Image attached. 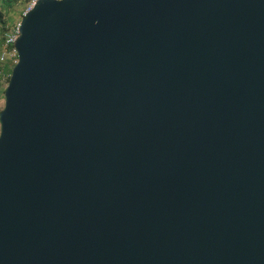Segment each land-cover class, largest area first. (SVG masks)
I'll use <instances>...</instances> for the list:
<instances>
[{
    "label": "water",
    "instance_id": "1",
    "mask_svg": "<svg viewBox=\"0 0 264 264\" xmlns=\"http://www.w3.org/2000/svg\"><path fill=\"white\" fill-rule=\"evenodd\" d=\"M0 110V264H264V0H35Z\"/></svg>",
    "mask_w": 264,
    "mask_h": 264
},
{
    "label": "rangeland",
    "instance_id": "2",
    "mask_svg": "<svg viewBox=\"0 0 264 264\" xmlns=\"http://www.w3.org/2000/svg\"><path fill=\"white\" fill-rule=\"evenodd\" d=\"M32 0H16L13 4L12 8L9 10L7 14H4L3 19L5 20V28H4V34L0 33V46L2 44V37L5 35H9L14 33L17 26L19 25L23 14L28 9V7L31 5ZM11 57V53L9 54ZM10 60H6V65L9 63ZM2 68L0 63V69ZM8 81L4 80L2 85L0 86V110L3 108L4 105V90L6 88V84Z\"/></svg>",
    "mask_w": 264,
    "mask_h": 264
},
{
    "label": "built area",
    "instance_id": "3",
    "mask_svg": "<svg viewBox=\"0 0 264 264\" xmlns=\"http://www.w3.org/2000/svg\"><path fill=\"white\" fill-rule=\"evenodd\" d=\"M31 5L28 7V9L30 7H32V5L34 4L35 0L31 1ZM27 9V10H28ZM18 37V26L16 28V30L14 31V33L9 34V35H5L4 37H2V44L0 46V63L2 68L0 69V86L2 85L4 80H8L9 76L8 74L5 73L4 68L6 66V60H10L9 63H7L8 67H12L14 66V64L17 62V53L14 49V42ZM11 53V57L9 56V54ZM7 86V84H6Z\"/></svg>",
    "mask_w": 264,
    "mask_h": 264
},
{
    "label": "trees",
    "instance_id": "4",
    "mask_svg": "<svg viewBox=\"0 0 264 264\" xmlns=\"http://www.w3.org/2000/svg\"><path fill=\"white\" fill-rule=\"evenodd\" d=\"M16 0H0V33L4 34L5 20L3 19L4 14H7L12 8ZM13 67V66H12ZM12 67L5 66L4 71L10 75ZM8 81V80H7Z\"/></svg>",
    "mask_w": 264,
    "mask_h": 264
}]
</instances>
